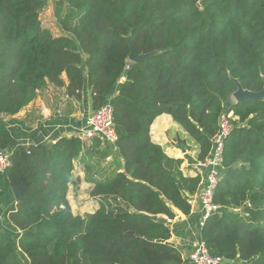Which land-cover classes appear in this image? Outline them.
Returning a JSON list of instances; mask_svg holds the SVG:
<instances>
[{
  "label": "trees",
  "instance_id": "obj_1",
  "mask_svg": "<svg viewBox=\"0 0 264 264\" xmlns=\"http://www.w3.org/2000/svg\"><path fill=\"white\" fill-rule=\"evenodd\" d=\"M54 4L59 36L42 25L45 0H0V113H18L48 83L65 85L64 74L71 95L87 82L94 109L107 101L114 108L117 144L96 151L113 156L114 170L93 179L99 207L74 214L69 184L91 149L79 137L26 147L0 121V149L13 151L6 188L26 185L9 212L21 234L0 231V264H184L158 216L189 214L186 194L201 177L183 172V159L152 139L151 126L170 114L205 160L223 111L237 119L215 191L222 209L202 226V240L221 264H264V98L233 100L235 79L251 91L264 87V0ZM130 36L139 53L156 54L130 61Z\"/></svg>",
  "mask_w": 264,
  "mask_h": 264
},
{
  "label": "crops",
  "instance_id": "obj_2",
  "mask_svg": "<svg viewBox=\"0 0 264 264\" xmlns=\"http://www.w3.org/2000/svg\"><path fill=\"white\" fill-rule=\"evenodd\" d=\"M61 33L64 34L62 31ZM63 79L65 85L58 86L48 83L18 113L1 115L0 121L5 124L18 144L28 147L30 145L55 143L63 137H77L78 133L85 129L86 119L94 110L91 89L86 82L78 96L71 95L67 91L68 79L65 74ZM122 82L123 79L118 84L116 93ZM151 136L155 142L164 147L169 156L183 159V172L186 175L194 176L192 164L197 161L198 146L170 114H161L154 120L151 126ZM92 143L93 140L85 144L86 148L91 149V153L86 156V161L78 160L75 162L72 180L69 184L68 199L74 214L82 215V213L75 211L73 194L85 195V190L91 192L94 187L93 179L105 177L113 173L114 170V165H111L113 156L103 159L96 154L97 150L104 149V142L101 141V144L95 149ZM87 162L93 164L94 168L88 169ZM186 196L192 205L189 214H184L176 209L174 218H168L164 215H159L158 218L165 220L171 228V237L168 242L181 250L185 260L184 264H190L189 253L202 240L200 222L203 210L196 193L193 195L186 194ZM17 203L18 199L13 189L6 188L5 174H0V231H4L13 237H18L21 234V231L9 220V212ZM98 207L99 199L96 198L91 203L87 204L86 202L82 209L89 213L94 212ZM93 208L95 209L93 210ZM238 264H247V262L239 261Z\"/></svg>",
  "mask_w": 264,
  "mask_h": 264
},
{
  "label": "built area",
  "instance_id": "obj_3",
  "mask_svg": "<svg viewBox=\"0 0 264 264\" xmlns=\"http://www.w3.org/2000/svg\"><path fill=\"white\" fill-rule=\"evenodd\" d=\"M0 113V117H1ZM237 117L233 112L223 111L218 120V128L213 135L212 147L205 160H197L192 164L194 176L201 177V183L197 197L202 206V217L200 225L203 226L206 220L212 215L221 211L222 207L214 200L215 191L222 179L223 159L226 140L234 129V121ZM85 144L93 139L99 138L103 142L117 144L118 133L114 122V108L110 101L101 104L94 109L86 119L85 129L77 135ZM13 151L5 148L0 149V174L4 173L11 166ZM190 264H221L224 259L213 256L206 247L203 240H200L190 251L188 256Z\"/></svg>",
  "mask_w": 264,
  "mask_h": 264
},
{
  "label": "water",
  "instance_id": "obj_4",
  "mask_svg": "<svg viewBox=\"0 0 264 264\" xmlns=\"http://www.w3.org/2000/svg\"><path fill=\"white\" fill-rule=\"evenodd\" d=\"M128 40L130 44V53L128 56L130 61H133V62L143 61L155 55L157 52V51H153V52H148V53H139L136 48L133 38L130 36L128 37ZM235 82L238 87L237 90L233 93V97L236 102H242V101L249 100V99L250 100H261L264 98V87L260 91H251V90L245 89L237 79H235ZM25 188H26L25 184H22L19 187L13 188L14 194L16 198L18 199V201L21 200V198L23 197V191L25 190ZM230 211H232V209H230Z\"/></svg>",
  "mask_w": 264,
  "mask_h": 264
},
{
  "label": "rangeland",
  "instance_id": "obj_5",
  "mask_svg": "<svg viewBox=\"0 0 264 264\" xmlns=\"http://www.w3.org/2000/svg\"><path fill=\"white\" fill-rule=\"evenodd\" d=\"M45 3L46 5L40 13V19H41L42 25L43 27L48 28L54 36H59L62 33L60 30V25L54 15V7H55L54 0H51L48 2L45 1ZM233 100L235 101L234 97H233ZM84 192H85V195L81 193L80 195L78 193L73 194V201H74V205L76 206L75 211L82 213V215H85L86 213H88L87 211H85V209L84 210L82 209V207L85 206L86 202L88 204V203L93 202L94 199H96L95 197L90 195V192L88 190H85ZM94 209L95 208H93V210Z\"/></svg>",
  "mask_w": 264,
  "mask_h": 264
}]
</instances>
